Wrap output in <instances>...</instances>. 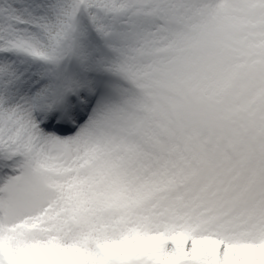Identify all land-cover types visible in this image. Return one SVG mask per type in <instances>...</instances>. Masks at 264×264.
<instances>
[{"label":"snow or ice","instance_id":"1","mask_svg":"<svg viewBox=\"0 0 264 264\" xmlns=\"http://www.w3.org/2000/svg\"><path fill=\"white\" fill-rule=\"evenodd\" d=\"M0 264H264V0H0Z\"/></svg>","mask_w":264,"mask_h":264}]
</instances>
